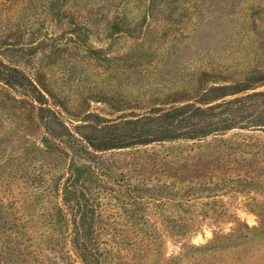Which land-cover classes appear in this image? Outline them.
Returning <instances> with one entry per match:
<instances>
[{
	"label": "rangeland",
	"instance_id": "obj_1",
	"mask_svg": "<svg viewBox=\"0 0 264 264\" xmlns=\"http://www.w3.org/2000/svg\"><path fill=\"white\" fill-rule=\"evenodd\" d=\"M0 63L30 78L66 117L143 113L264 68V0H0ZM247 135L263 147L261 155L226 151L251 159L247 177L241 172L228 184L233 188L184 209L226 210L259 227L252 211L264 210V166L256 172L252 159H264V133L235 130L218 139L241 142ZM43 137L37 105L0 81V264H83L61 233L52 186L62 173ZM216 144L208 138L141 149L179 146L199 154ZM212 237L205 227L191 242ZM179 241H166L167 257L94 259L180 264L181 257H169L182 252ZM257 260L264 264V257Z\"/></svg>",
	"mask_w": 264,
	"mask_h": 264
},
{
	"label": "trees",
	"instance_id": "obj_2",
	"mask_svg": "<svg viewBox=\"0 0 264 264\" xmlns=\"http://www.w3.org/2000/svg\"><path fill=\"white\" fill-rule=\"evenodd\" d=\"M0 81L37 105L44 147L54 152L62 173L52 186L54 210L64 220V239L83 264H107L94 257H167L162 248L168 239L181 240L180 255L169 256L181 257L180 264H260L264 210L252 211L259 221L255 228L226 210L184 207L217 198L252 166L251 159L238 160L226 151L263 153L251 135L241 142L218 137L235 130L264 133V68L238 81L205 86L183 101L114 119L92 112L66 117L30 78L2 63ZM208 138L218 144L199 154L179 146L141 149ZM252 161L255 171L264 166V159ZM152 220L160 226L148 225ZM205 227L213 231L211 240L192 244Z\"/></svg>",
	"mask_w": 264,
	"mask_h": 264
}]
</instances>
